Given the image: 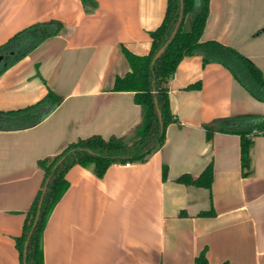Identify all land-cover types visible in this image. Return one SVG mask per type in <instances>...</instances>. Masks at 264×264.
<instances>
[{"label":"crops","instance_id":"0c3cea01","mask_svg":"<svg viewBox=\"0 0 264 264\" xmlns=\"http://www.w3.org/2000/svg\"><path fill=\"white\" fill-rule=\"evenodd\" d=\"M95 2L0 0V45L34 23L62 22L0 73V110L50 90L61 97L38 122L0 129V264H20L16 238L44 180L38 160L93 134L131 138L141 120L135 91L114 84L132 71L127 51L149 53L168 0ZM201 40L238 50L264 75V0H210ZM167 86L176 121L148 160L113 163L101 177L80 164L68 170L44 230V264H197L203 250L208 264H264V133L252 136L243 168L241 136L215 131L208 139L206 130L220 118L264 115V100L200 54L185 56ZM210 164V188L177 181Z\"/></svg>","mask_w":264,"mask_h":264},{"label":"trees","instance_id":"16d2710c","mask_svg":"<svg viewBox=\"0 0 264 264\" xmlns=\"http://www.w3.org/2000/svg\"><path fill=\"white\" fill-rule=\"evenodd\" d=\"M83 1L92 5L96 3L95 0ZM209 9L210 0H184L181 25L163 54L152 65L154 55L169 39L180 16L181 0H168L163 21L150 32L152 44L149 53L135 55L126 52L132 71L124 77H117L114 89L135 91V101L141 106V120L133 129L131 138L111 136L106 139L100 134H93L69 143L58 154L38 160V165L44 171V180L26 213L23 232L16 238L20 264H44V230L54 207L68 189L69 182L66 175L72 166L80 164L92 167L94 173L101 177L113 163L146 161L164 144L166 127L176 121L170 106L167 84L185 56L200 54L204 63L210 61L223 63L254 97L264 100V75L253 61L238 50L217 40H201ZM188 16L191 18V26L189 30H185L184 24ZM61 28V21L50 20L34 23L15 33L0 45V73L35 49L44 39L58 34ZM198 85L196 83L189 87ZM60 101L61 97L50 90L44 98L26 107L0 110V129L12 122L16 124L18 120L23 121L29 118L31 121L23 122L21 127L32 125L44 116L42 111L45 106L49 104L54 107ZM158 108L161 110L162 122L158 116ZM206 130L208 139L212 138L215 131L239 134L242 166L249 168L252 136L264 133V115L220 118L207 124ZM166 173L165 165L164 176ZM212 180L211 164L197 178H193L190 174H183L177 179L182 183L208 188L211 187ZM41 200L40 216L29 237ZM211 214H214L213 209L201 212V215ZM27 240L29 241L25 256ZM196 263L208 264L205 250L196 257Z\"/></svg>","mask_w":264,"mask_h":264},{"label":"water","instance_id":"95a60500","mask_svg":"<svg viewBox=\"0 0 264 264\" xmlns=\"http://www.w3.org/2000/svg\"><path fill=\"white\" fill-rule=\"evenodd\" d=\"M183 11H184V0H181V11H180V16H179V18H178V21H177V23H176V25H175V27H174V29H173V32H172L171 36L169 37V39L165 42V44H164L163 46H161V47L159 48V50H158V51L156 52V54L154 55V57H153V59H152V62H151L152 65H153V64L157 61V59L163 54V52L165 51V49L167 48V46L169 45V43L172 41L173 37L176 35V33H177V31H178V29H179V27H180V25H181V22H182V20H183ZM0 59H1V58H0ZM156 103H157V101H156ZM158 116H159V118H160V121L162 122V114H161V110H160L159 108H158ZM41 207H42V200H41V202L39 203L38 211H37V214H36V218H35V221H34V224H33V228H32V230H31V232H30V234H29V237H30V235L32 234L33 229H34V227H35L36 224H37V221H38L39 216H40ZM28 241H29V240H27V241L25 242V256H26V251H27ZM25 262H26V261H25Z\"/></svg>","mask_w":264,"mask_h":264},{"label":"rangeland","instance_id":"374dc122","mask_svg":"<svg viewBox=\"0 0 264 264\" xmlns=\"http://www.w3.org/2000/svg\"><path fill=\"white\" fill-rule=\"evenodd\" d=\"M190 26H191V18H190V16H188L186 18V21H185V24H184V29L185 30H189L190 29Z\"/></svg>","mask_w":264,"mask_h":264}]
</instances>
